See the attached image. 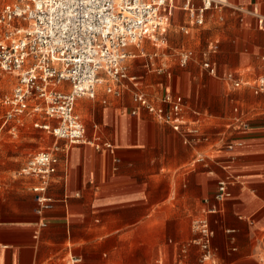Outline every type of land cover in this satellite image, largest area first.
<instances>
[{
	"label": "crops",
	"instance_id": "0c3cea01",
	"mask_svg": "<svg viewBox=\"0 0 264 264\" xmlns=\"http://www.w3.org/2000/svg\"><path fill=\"white\" fill-rule=\"evenodd\" d=\"M4 4L0 0V11ZM184 4L172 1L166 29L157 42L148 41L168 43L162 37L173 24L183 33L174 36L179 66L189 64L180 63L185 51L193 53L192 63L172 75L158 52L131 47L130 60H143L134 68L127 64L152 103L159 105L166 94L180 99L185 121L195 123L203 138L186 145L133 102L130 83L120 96L101 89L95 100L80 99L76 112L87 137L110 149L55 139L52 150L39 151H55L59 158L48 190L55 205L43 218L45 228L32 193L38 180L23 176L24 167V179L11 176L16 157L8 154V162L0 154V264H71L74 258L82 264H264V92L254 90L264 79V0H228L225 8L207 12L202 26L190 22ZM27 119L33 123L26 116L20 126ZM18 127L6 128L0 144L5 132ZM228 145L235 147L228 151ZM199 157L204 161L197 163ZM230 158L232 195L218 203ZM202 218L214 234L207 261L194 229Z\"/></svg>",
	"mask_w": 264,
	"mask_h": 264
},
{
	"label": "built area",
	"instance_id": "2783aa9c",
	"mask_svg": "<svg viewBox=\"0 0 264 264\" xmlns=\"http://www.w3.org/2000/svg\"><path fill=\"white\" fill-rule=\"evenodd\" d=\"M3 1L0 75L13 76L16 84L3 100L6 112L0 123V134L11 124L15 131L26 116H31L35 128L68 146L110 149L109 144L87 137L85 125L76 112L77 102L83 98L95 100L101 89L107 95L120 96L126 83H130L135 89L133 102L158 122L170 126L186 145L203 138L195 123L185 121L180 99L166 94L156 105L138 90V78L129 74L127 63L135 58L130 48L140 47L144 40L158 41L168 24L173 0ZM184 2L183 10L197 26L204 24L207 12L228 4V0H200V6L194 0ZM192 57V52H183L181 65L186 66ZM203 67L210 75H217L210 63ZM227 79L235 87L241 86L234 76ZM254 90L256 94L264 92V79L255 82ZM234 147L228 145L227 149L232 151ZM203 161L202 157L197 159V163ZM232 163L230 158L224 165L228 175L218 183L215 195L218 203L231 198L230 186L235 180L231 174ZM58 164L55 151H42L33 155L21 171L23 176L38 180L32 193L37 203L36 216L42 220L41 228L47 226L43 221L45 214L54 209L55 201L48 190ZM194 229L200 235L198 243L203 250V261L211 260L214 234L209 221L197 220ZM70 263L82 264L83 260L74 258Z\"/></svg>",
	"mask_w": 264,
	"mask_h": 264
},
{
	"label": "rangeland",
	"instance_id": "374dc122",
	"mask_svg": "<svg viewBox=\"0 0 264 264\" xmlns=\"http://www.w3.org/2000/svg\"><path fill=\"white\" fill-rule=\"evenodd\" d=\"M176 35H183V33L172 24L168 29L167 33L165 34V36L162 37L163 39H167L168 43L165 44L160 43L158 44L159 46L156 47L150 41L145 40L144 44L141 45L139 49L135 48V50L138 53V51L142 47H145L147 52L150 53L158 52L159 56H162L163 60H165L168 63L167 68H169V70L172 71L173 73L172 75L176 73H181L182 70H185L192 63V61H190L186 67L181 68L179 66V56L176 46L178 40L176 37H174ZM0 38H1V29H0ZM142 60L143 59L130 60V65L134 68L136 63ZM188 79H189V75L186 74L183 83L186 84ZM15 84H16V80L13 76L8 74L0 75V123L6 112V107L3 105V100L5 97L9 96L12 93ZM77 110L79 112L80 104ZM41 122H45L43 121V118H41ZM13 125L14 124L8 126L7 130ZM55 141H56L55 138L50 134L46 133L41 129L35 128L33 126L32 119H27L23 126L18 127V131L16 133L5 132L3 134L2 142L0 144V154L3 156V159L8 162H9V160H7L8 154L16 157L15 160H12L10 162L13 163L16 166V169L18 170H16L15 172L13 171L10 175L16 176L19 179H24V177L20 175V171L25 166L30 156L41 150H52Z\"/></svg>",
	"mask_w": 264,
	"mask_h": 264
}]
</instances>
